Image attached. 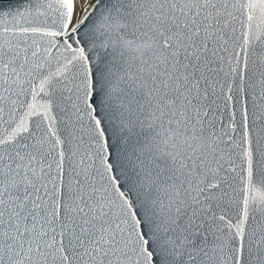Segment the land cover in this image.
Instances as JSON below:
<instances>
[{
    "label": "snow or ice",
    "instance_id": "snow-or-ice-1",
    "mask_svg": "<svg viewBox=\"0 0 264 264\" xmlns=\"http://www.w3.org/2000/svg\"><path fill=\"white\" fill-rule=\"evenodd\" d=\"M0 264H264V0H0Z\"/></svg>",
    "mask_w": 264,
    "mask_h": 264
}]
</instances>
